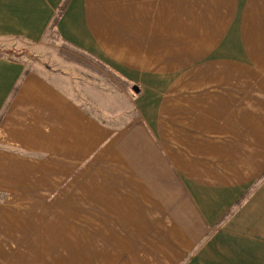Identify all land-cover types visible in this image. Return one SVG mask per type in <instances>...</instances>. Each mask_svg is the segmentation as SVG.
I'll use <instances>...</instances> for the list:
<instances>
[{
    "label": "crops",
    "instance_id": "0c3cea01",
    "mask_svg": "<svg viewBox=\"0 0 264 264\" xmlns=\"http://www.w3.org/2000/svg\"><path fill=\"white\" fill-rule=\"evenodd\" d=\"M0 41V264H264V0H0Z\"/></svg>",
    "mask_w": 264,
    "mask_h": 264
},
{
    "label": "rangeland",
    "instance_id": "374dc122",
    "mask_svg": "<svg viewBox=\"0 0 264 264\" xmlns=\"http://www.w3.org/2000/svg\"><path fill=\"white\" fill-rule=\"evenodd\" d=\"M5 44H8L7 41H0V51H7L8 49H5ZM14 46H16L15 44H12ZM8 51H16V50H8Z\"/></svg>",
    "mask_w": 264,
    "mask_h": 264
}]
</instances>
